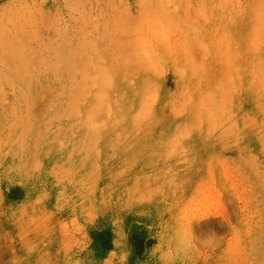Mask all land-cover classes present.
<instances>
[{"label": "rangeland", "instance_id": "obj_1", "mask_svg": "<svg viewBox=\"0 0 264 264\" xmlns=\"http://www.w3.org/2000/svg\"><path fill=\"white\" fill-rule=\"evenodd\" d=\"M264 0H0V264H264Z\"/></svg>", "mask_w": 264, "mask_h": 264}, {"label": "bare ground", "instance_id": "obj_2", "mask_svg": "<svg viewBox=\"0 0 264 264\" xmlns=\"http://www.w3.org/2000/svg\"><path fill=\"white\" fill-rule=\"evenodd\" d=\"M264 10V9H263Z\"/></svg>", "mask_w": 264, "mask_h": 264}]
</instances>
